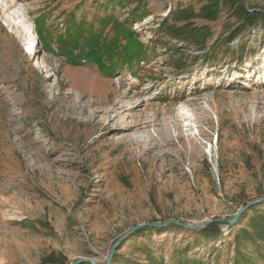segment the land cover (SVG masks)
Listing matches in <instances>:
<instances>
[{
	"label": "rangeland",
	"instance_id": "obj_1",
	"mask_svg": "<svg viewBox=\"0 0 264 264\" xmlns=\"http://www.w3.org/2000/svg\"><path fill=\"white\" fill-rule=\"evenodd\" d=\"M5 3L0 264H264V0Z\"/></svg>",
	"mask_w": 264,
	"mask_h": 264
},
{
	"label": "bare ground",
	"instance_id": "obj_2",
	"mask_svg": "<svg viewBox=\"0 0 264 264\" xmlns=\"http://www.w3.org/2000/svg\"><path fill=\"white\" fill-rule=\"evenodd\" d=\"M5 2L6 0H0V12L2 14L9 13V15H7L4 19L9 28V31L13 33L15 32L17 33L16 30L18 29L21 30V32L25 37V41H27L25 43L27 52L24 51L25 50L24 48L23 51L26 52L27 54L34 55L35 52H37L38 44L36 43L37 35H35L36 31L34 30L33 24L29 21L27 17H25L24 15L25 13L23 12L22 9L12 10L15 8V5ZM10 15H13L14 17ZM41 65L42 63L38 61V63L34 66L40 67ZM258 70H261V67Z\"/></svg>",
	"mask_w": 264,
	"mask_h": 264
},
{
	"label": "trees",
	"instance_id": "obj_3",
	"mask_svg": "<svg viewBox=\"0 0 264 264\" xmlns=\"http://www.w3.org/2000/svg\"><path fill=\"white\" fill-rule=\"evenodd\" d=\"M205 9L208 13H215L218 11L217 6H214L211 4L206 6ZM262 14H264V13L257 12V11H254L251 13L243 6L240 8V15H242L244 20L249 25H252V26H256V23L258 22V20L262 16ZM211 17H213V16H211ZM218 226H219L218 223H212V224L208 225L206 228L201 229L197 232L201 233L203 235V237L207 240L217 239L221 235V231H220ZM253 226H254V230L257 231L258 234H260V236L264 237V222L259 221V220H255L253 223ZM171 228L183 229V227L176 226V225L171 226ZM143 231L144 230L138 231L137 234H140ZM83 264H87V263H83Z\"/></svg>",
	"mask_w": 264,
	"mask_h": 264
},
{
	"label": "water",
	"instance_id": "obj_4",
	"mask_svg": "<svg viewBox=\"0 0 264 264\" xmlns=\"http://www.w3.org/2000/svg\"><path fill=\"white\" fill-rule=\"evenodd\" d=\"M263 201V200H262ZM236 220V219H235ZM233 220V221H235ZM223 220H220V219H214V220H209L207 222H204V223H201V224H197V225H193V224H187V223H183V222H180V221H175L173 222L175 225H178L180 227H183L185 229H189V230H201V229H204L206 228L208 225H210L211 223H215V222H222ZM229 221V220H228ZM144 226H139V227H136L134 228V230H132L131 232L133 231H138L140 229H142ZM110 261H111V258L108 259V262L106 264H110ZM82 263H89V264H98L97 261L95 260H91V259H87V258H81L79 260H77L74 264H82Z\"/></svg>",
	"mask_w": 264,
	"mask_h": 264
},
{
	"label": "built area",
	"instance_id": "obj_5",
	"mask_svg": "<svg viewBox=\"0 0 264 264\" xmlns=\"http://www.w3.org/2000/svg\"><path fill=\"white\" fill-rule=\"evenodd\" d=\"M24 49H26V47L24 46Z\"/></svg>",
	"mask_w": 264,
	"mask_h": 264
},
{
	"label": "crops",
	"instance_id": "obj_6",
	"mask_svg": "<svg viewBox=\"0 0 264 264\" xmlns=\"http://www.w3.org/2000/svg\"><path fill=\"white\" fill-rule=\"evenodd\" d=\"M26 47V46H25Z\"/></svg>",
	"mask_w": 264,
	"mask_h": 264
}]
</instances>
